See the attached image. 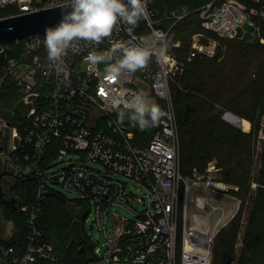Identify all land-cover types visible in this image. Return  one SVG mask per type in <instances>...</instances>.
<instances>
[{"label": "built area", "instance_id": "2783aa9c", "mask_svg": "<svg viewBox=\"0 0 264 264\" xmlns=\"http://www.w3.org/2000/svg\"><path fill=\"white\" fill-rule=\"evenodd\" d=\"M69 2L0 0V12L12 9L0 18ZM199 12L202 26L220 36L240 38L238 29L249 24L264 43V0H211ZM189 13L188 8L173 9L163 19H155L147 3L146 16L131 31L121 21L99 45L81 41L80 51L69 50L56 63L47 58L45 32L0 43V100L7 98L0 102V171L18 178L35 176L38 181L32 207L20 206L30 211L29 232L25 238L18 229L0 235V264H65L37 223L43 199L56 185L95 209L96 222L105 234V264H213L216 236L227 224L220 226L226 209L222 207L223 215L212 228V211H191V195L194 205L207 209L211 202L207 189L226 194L229 186L221 179L216 159L204 170L195 168L192 176L183 175L179 120L170 86L181 68L173 50L181 44L175 27ZM116 41L150 49L153 55L147 68L115 81L89 70L84 57L93 50H107ZM214 51L215 46L202 43L195 34L189 59ZM99 67L102 70L104 65ZM133 94L157 98L167 113L146 145L136 143L134 122L128 118L117 122L126 108L122 101ZM119 174L134 179L146 192L134 197ZM132 198L143 209L132 206ZM240 204L238 200V209ZM113 205L130 210L132 216L112 213L110 228ZM96 253L94 249L95 257Z\"/></svg>", "mask_w": 264, "mask_h": 264}, {"label": "trees", "instance_id": "16d2710c", "mask_svg": "<svg viewBox=\"0 0 264 264\" xmlns=\"http://www.w3.org/2000/svg\"><path fill=\"white\" fill-rule=\"evenodd\" d=\"M209 1L154 0V4H149L155 19L166 10H190L175 27L181 44L173 50L181 68L170 81L179 120L181 171L186 177L192 176L195 168L204 170L209 161L216 159L222 181L239 186L238 192L229 190L237 198H245L244 207L249 197H253L252 215L240 254L236 245L243 227L244 207L217 234L213 264H264V163L259 174L254 175L258 136L264 131V43L259 39L250 42L224 37L204 28L199 9ZM11 12L12 9H7L0 14L6 16ZM262 31L264 35V22ZM195 34L205 44L217 41L213 55L189 59ZM187 104H190L188 115ZM226 111L246 118L243 120L252 124L251 131L226 121L223 118ZM157 126L137 131L136 143L148 144ZM252 179L259 184L257 190L252 188ZM37 183L35 176L20 178L12 189L18 206L3 208L2 213L9 211L11 219L16 221L22 238L29 232L30 211H23L20 206L32 207ZM90 212L89 202L68 199L57 189L49 191L43 199L37 223L44 240L54 245L62 263L90 264L95 259V244L85 232Z\"/></svg>", "mask_w": 264, "mask_h": 264}, {"label": "clouds", "instance_id": "9594fccd", "mask_svg": "<svg viewBox=\"0 0 264 264\" xmlns=\"http://www.w3.org/2000/svg\"><path fill=\"white\" fill-rule=\"evenodd\" d=\"M148 0H70V11H62L55 26L45 29L42 41L49 61L56 63L67 56L69 50L80 51L79 42L99 45L112 36L121 21L129 25V31L147 14ZM163 39V34H160ZM37 45L40 41L36 42ZM161 55L164 49H161ZM153 52L139 44L123 41L112 43L104 51H90L84 61L89 70L96 72L105 80L115 81L122 76L130 78L138 71L147 68ZM100 65H104L100 69ZM130 110L129 119L141 130L156 126L167 113L145 94H133L123 100ZM125 112L118 115L122 123Z\"/></svg>", "mask_w": 264, "mask_h": 264}, {"label": "rangeland", "instance_id": "374dc122", "mask_svg": "<svg viewBox=\"0 0 264 264\" xmlns=\"http://www.w3.org/2000/svg\"><path fill=\"white\" fill-rule=\"evenodd\" d=\"M148 4H151V5L154 4V0H148ZM178 9H180V8H178ZM167 14H168L167 10L162 12V15H160L161 17H159L158 19H160V20L163 19ZM167 24H168V22H165V25H167ZM238 37L244 38L245 40L250 41V42L255 41L257 39L256 29L249 24H245L244 26H241L238 29ZM207 45L215 46V49H216L217 41L211 40ZM214 53H215V51H214ZM150 99L153 102L158 104L157 98L152 97ZM122 111L125 112V118L129 119L130 110L127 108H124ZM223 118L226 121L233 124L234 126L241 128L242 130H244L246 132H249L252 129V124L250 126L245 120H243L246 118H242L232 111H226L223 114ZM240 118L242 121L241 123L238 122ZM134 127L136 130L141 131V129L135 123H134ZM257 147H258V155L256 157V160L254 161V166H255L254 175L259 174L260 169L264 163V155H263L264 131L263 130H261L259 133ZM59 166L60 165H57L55 167H59ZM117 177L121 178L124 181H127V183H128L127 190L129 193H133L134 197L137 195L142 196L146 192V188L143 185L139 184L134 179H128L121 174L117 175ZM20 178H22V177H19V178L15 177L14 184L18 183ZM224 184H227L229 186V189L234 190L235 192H238L240 190L238 185L228 184L226 182H224ZM55 187L59 192H61L68 199H78L79 198V196L77 194L72 193V192L64 189L63 186H61V185H56ZM258 187H259L258 182L255 179H252V188L254 190H257ZM207 190L210 193V199H211L210 204H208V208L203 209V208H200V207H197L196 205H194L193 193H192L190 210L191 211H200V212L212 211V214L210 216V224H211L212 228L218 223L219 218L223 215L222 207H224L226 209V214L224 215V217L220 223V226L225 225L226 222L228 224L231 221V219L238 213L240 208L243 209V207H244L245 198L244 197L237 198V195H235L236 193L234 191L229 190L226 194H220V193H216L214 191H211L210 189H207ZM238 200H241V204H240L239 209L237 208ZM130 203L132 204V206L136 207L137 209H140V210L143 209V205L141 203L137 202V200L134 198H132ZM213 206H220V207L218 208V210H213ZM252 208H253V197H251V199L249 197L248 201H246V204H245V207L243 210V218H244L243 227H242L239 239H238V243L236 245V252L238 255L241 252V248H242L243 240H244V235H245V232L247 230L248 221L252 215ZM5 213L6 214L1 213V215H0V235L1 236H7L13 230L18 229V227H17L18 225H17L15 220L11 219L9 211H5ZM112 213H115L117 216L118 215H120V216H132V212L130 210H128V209H126L120 205H113L111 208V215H110V219H109V227L110 228H112L113 223H114ZM227 224L225 226H227ZM85 232L92 239L93 243L95 244V250L97 251V253H96L97 256L95 257L94 260H90V264H105V262L102 258V253L104 250V243H105V234H104L103 230H100V228L96 222L95 209L94 208H92L90 215L88 216V218L86 220ZM114 264H121V263H114ZM234 264H236V262Z\"/></svg>", "mask_w": 264, "mask_h": 264}, {"label": "water", "instance_id": "95a60500", "mask_svg": "<svg viewBox=\"0 0 264 264\" xmlns=\"http://www.w3.org/2000/svg\"><path fill=\"white\" fill-rule=\"evenodd\" d=\"M69 4L70 2L33 12L0 18V43L44 33L47 27L55 26L59 22L62 11H70ZM189 109L190 104H187L185 108L186 115H188ZM238 122H242L241 118ZM6 174L12 175L13 173L7 171L0 173V180ZM0 200L8 206L16 207L17 205L16 197L13 196L11 199L6 198L2 183H0Z\"/></svg>", "mask_w": 264, "mask_h": 264}, {"label": "flooded vegetation", "instance_id": "af4514ba", "mask_svg": "<svg viewBox=\"0 0 264 264\" xmlns=\"http://www.w3.org/2000/svg\"><path fill=\"white\" fill-rule=\"evenodd\" d=\"M0 173H2V172L0 171ZM16 178H18V177H16ZM14 179H15V176L10 175V174H6L0 180V183H2L4 186L5 196L7 199H9L13 195L12 189H13V185L15 182ZM6 205L7 204L5 202L0 200V215L3 212L4 206H6Z\"/></svg>", "mask_w": 264, "mask_h": 264}, {"label": "snow or ice", "instance_id": "6c2138e0", "mask_svg": "<svg viewBox=\"0 0 264 264\" xmlns=\"http://www.w3.org/2000/svg\"><path fill=\"white\" fill-rule=\"evenodd\" d=\"M103 92V90H101Z\"/></svg>", "mask_w": 264, "mask_h": 264}]
</instances>
